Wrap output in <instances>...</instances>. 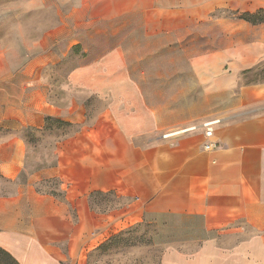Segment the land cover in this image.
Segmentation results:
<instances>
[{"label":"crops","instance_id":"crops-1","mask_svg":"<svg viewBox=\"0 0 264 264\" xmlns=\"http://www.w3.org/2000/svg\"><path fill=\"white\" fill-rule=\"evenodd\" d=\"M18 6L54 20L45 35L40 21L0 20V248L18 264H90L146 223L160 264H264V76L247 79L264 65V24L235 31L216 15L264 0ZM175 44L185 69L161 90L190 94L156 109L132 63ZM51 45L92 61L63 72L62 101L48 95Z\"/></svg>","mask_w":264,"mask_h":264},{"label":"rangeland","instance_id":"rangeland-1","mask_svg":"<svg viewBox=\"0 0 264 264\" xmlns=\"http://www.w3.org/2000/svg\"><path fill=\"white\" fill-rule=\"evenodd\" d=\"M177 1V0H173ZM205 2V0H204ZM19 0H0V20H24L27 21H40L43 25V34L45 35L50 31V23L54 20V14L49 11L30 13L22 15L19 12H8L11 9L18 10ZM250 12L251 14L256 13ZM13 13V14H12ZM246 13V12H245ZM245 13L235 10H220L216 15L221 20H234L235 31H240V25L237 23L239 17H242ZM264 17V15H263ZM56 19V18H55ZM222 27L219 28L220 47L223 36ZM203 37L202 42H206ZM198 42L200 41L197 40ZM196 41V42H197ZM197 42L196 48L199 50L200 45ZM201 42V41H200ZM51 45L50 48H55L54 57L44 65V68L50 69L51 72L47 75V79L51 84L48 95L54 101H62L70 97V93L63 90L65 85L64 71H69L73 68L83 67L90 62L82 58L81 46H76L72 53L67 54L66 45ZM184 44H175L172 46V50L161 49L156 52V57L153 59H147L144 61H133L132 68H137V75L132 76L136 82L142 86L143 89L154 87L156 90H146L142 92L144 98L149 99L155 104L156 109L162 107V102L170 100L173 102L176 99L184 98V96L190 93H180L178 91H163L161 90L163 83H179L180 76L179 71H184ZM208 45L201 44V50H206ZM182 48V49H181ZM170 56V58H168ZM261 69H255L248 80H258L261 76H264V65ZM169 73L172 76H169ZM176 74V75H175ZM175 79V82H169V79ZM194 94V93H191ZM97 97L91 96V110L96 111L98 107L95 105ZM156 232V228L153 225L142 223L136 225L120 235L113 238L110 242L104 245L98 252L91 255L90 264H160L161 250L153 245L152 237ZM0 264H10V261L2 253H0Z\"/></svg>","mask_w":264,"mask_h":264},{"label":"trees","instance_id":"trees-1","mask_svg":"<svg viewBox=\"0 0 264 264\" xmlns=\"http://www.w3.org/2000/svg\"><path fill=\"white\" fill-rule=\"evenodd\" d=\"M264 9L258 10L256 13H245L242 17H239V19L245 20L253 25L257 24H264ZM0 253H2L5 257H7L10 261V264H18L12 256H10L8 253H6L4 250L0 248Z\"/></svg>","mask_w":264,"mask_h":264},{"label":"built area","instance_id":"built-area-1","mask_svg":"<svg viewBox=\"0 0 264 264\" xmlns=\"http://www.w3.org/2000/svg\"><path fill=\"white\" fill-rule=\"evenodd\" d=\"M209 124H206L205 126L207 127V132H206V135L208 136V137H211L212 135H213V132H212V130H211V128L208 126ZM210 148V145H206V149H209Z\"/></svg>","mask_w":264,"mask_h":264}]
</instances>
